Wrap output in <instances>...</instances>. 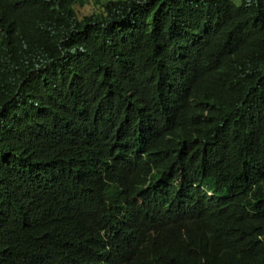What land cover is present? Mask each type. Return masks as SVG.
I'll use <instances>...</instances> for the list:
<instances>
[{
    "label": "trees",
    "instance_id": "trees-1",
    "mask_svg": "<svg viewBox=\"0 0 264 264\" xmlns=\"http://www.w3.org/2000/svg\"><path fill=\"white\" fill-rule=\"evenodd\" d=\"M0 264H264V0H0Z\"/></svg>",
    "mask_w": 264,
    "mask_h": 264
},
{
    "label": "rangeland",
    "instance_id": "rangeland-1",
    "mask_svg": "<svg viewBox=\"0 0 264 264\" xmlns=\"http://www.w3.org/2000/svg\"><path fill=\"white\" fill-rule=\"evenodd\" d=\"M233 1H234L235 4L238 5V6H239V5L241 4V2H242V0H233Z\"/></svg>",
    "mask_w": 264,
    "mask_h": 264
}]
</instances>
